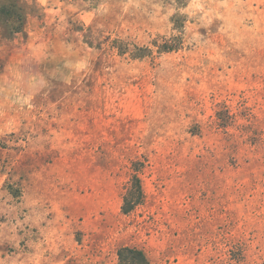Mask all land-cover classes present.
<instances>
[{"label": "rangeland", "instance_id": "374dc122", "mask_svg": "<svg viewBox=\"0 0 264 264\" xmlns=\"http://www.w3.org/2000/svg\"><path fill=\"white\" fill-rule=\"evenodd\" d=\"M28 4L0 33V264H264V0Z\"/></svg>", "mask_w": 264, "mask_h": 264}, {"label": "trees", "instance_id": "16d2710c", "mask_svg": "<svg viewBox=\"0 0 264 264\" xmlns=\"http://www.w3.org/2000/svg\"><path fill=\"white\" fill-rule=\"evenodd\" d=\"M28 8V0H0V33L9 38L16 33L22 32L29 14ZM181 27H183L182 20L176 18L175 28L179 29ZM154 44L160 52L176 50L182 46L183 36L176 34L171 38L162 37L161 42L155 40ZM118 47L121 54L129 51L128 46H123L121 42L118 44ZM152 52L153 50L150 46L136 45L135 50L130 53L132 58H143L151 55ZM221 113L219 112L218 114ZM219 117L223 120L222 124L227 123V120L231 118L230 114H226L224 118L222 116ZM142 166V161L137 160L133 162V170L135 172L130 178L123 196L122 210L125 213L133 211L144 201L145 192L141 176L139 175ZM117 264H149V259L142 249L126 245L118 250Z\"/></svg>", "mask_w": 264, "mask_h": 264}]
</instances>
